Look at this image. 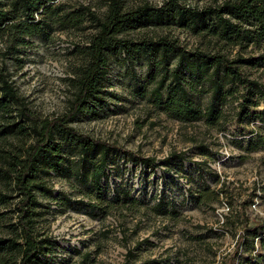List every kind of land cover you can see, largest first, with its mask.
Wrapping results in <instances>:
<instances>
[{"label":"rangeland","instance_id":"obj_1","mask_svg":"<svg viewBox=\"0 0 264 264\" xmlns=\"http://www.w3.org/2000/svg\"><path fill=\"white\" fill-rule=\"evenodd\" d=\"M59 1L68 8L80 3L91 4L99 14L106 9L105 0ZM163 1L122 0V4L126 9L143 2L158 6ZM217 2L220 0L185 1L199 8ZM92 32L87 20L79 29L56 28L48 39L28 38L29 42L19 47L20 53L8 48L9 44L14 45L12 40L0 34V68L9 74L38 119H50L65 112L73 90L68 78L83 61L79 52L74 51V45H84ZM163 34L177 38L187 47L215 50L221 45L212 36L194 34L176 25H148L129 32L134 37ZM225 49L231 55L236 50L257 55L264 53V41L246 47L228 45ZM109 63V90L117 92L122 99L114 109L112 101L106 99L95 110L79 113L68 125L123 150L153 156L158 165L140 168L127 160L126 154L111 156L114 171L110 178L121 180L140 201L126 206L111 202L107 211L100 212L76 202L68 205L64 200L55 207L53 199L35 189L34 194L42 204L36 208L35 232L58 244L39 264H124L129 248L134 253L131 264H252L248 256L257 258L256 264H264V259H258V254L264 253L261 236L233 254L243 225L264 221V151L247 149L246 141L239 137L250 126L247 122L234 121L235 103L230 100L223 107L226 122L222 128L208 126L201 119L179 122L131 94L133 78L117 54H110ZM134 64L135 73L143 76L145 59L139 57ZM242 69L249 76L264 81V66H243ZM205 99L202 97V102ZM258 108L264 106L260 103ZM29 142L28 137H0V163L5 150L20 154ZM199 143L206 144L212 155L200 154ZM171 151H185L188 158L183 169L172 163L170 168L174 172L170 173L163 169L161 161ZM201 159L207 163L189 167V160L202 163ZM36 178L67 198L94 202L93 195L86 194L72 175L47 177L40 174ZM184 184L193 188L207 185L218 193L217 199L208 205L187 203ZM0 192L10 196L6 202H0V236L11 237L15 235L13 207L17 194L12 184L2 179ZM159 194L164 200L172 198L176 214L153 211L154 195ZM108 198L106 195L103 202L109 201Z\"/></svg>","mask_w":264,"mask_h":264},{"label":"trees","instance_id":"obj_2","mask_svg":"<svg viewBox=\"0 0 264 264\" xmlns=\"http://www.w3.org/2000/svg\"><path fill=\"white\" fill-rule=\"evenodd\" d=\"M185 1L164 0L158 6L143 2L125 9L122 0H105L106 9L99 14L91 4L84 3L68 8L59 0H0V34L12 40L14 45L9 44L8 48L17 53L22 51L19 47L29 42L28 38L48 39L56 28L79 29L86 20L93 28L84 45H74V51L79 52L83 61L68 78L72 95L60 116L38 119L9 74L0 68V137L16 135L30 139L20 154L5 150L0 163V179L11 183L17 194L13 207L15 235L0 236V264H39L58 245L35 232L36 208L42 206L35 189L53 199L55 207L64 200L68 205L76 202L101 212L107 211L111 202L126 206L140 201L121 180L110 178L114 171L111 156L126 154V159L140 168L156 167L155 157L123 150L68 125L79 113L95 110L106 99L112 101L113 109L122 99L117 92L109 90L110 54H117L125 62L126 71L133 78L130 91L133 96L145 99L179 122L201 119L208 126L222 128L226 122L223 107L232 100L234 121L247 122L250 126L239 137L244 138L247 149L264 151V108H258L260 103L264 106V81L242 69L243 66H264V53L253 55L236 50L231 55L225 49L228 45L246 47L264 41V0H220L201 8ZM160 24L185 27L194 34L204 33L221 45L210 50L187 47L167 34L129 35L140 27ZM139 57L145 59L143 76L134 70V61ZM204 96L206 99L202 102ZM197 147L200 154L212 155L206 144L199 143ZM187 158L185 151H171L161 165L171 173L174 172L170 168L172 163L183 169ZM201 162L189 160V167L207 163L205 159ZM40 174L72 175L86 194L93 195L94 202L61 195L38 181L36 177ZM184 185L187 203L208 205L217 199L218 193L207 185L194 188ZM106 195L109 201L103 202ZM154 197L151 207L156 214L177 213L172 198L164 200L160 194ZM8 198L0 192V202ZM256 236H261L264 243V221L243 225L233 254L253 242ZM133 258V250L127 249L124 264H131ZM259 258L264 259V253L258 254ZM248 260L256 264L257 258L248 256Z\"/></svg>","mask_w":264,"mask_h":264}]
</instances>
